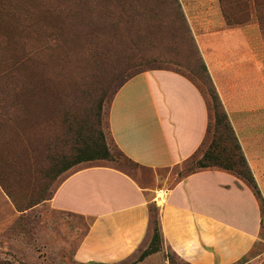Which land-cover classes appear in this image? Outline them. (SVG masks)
<instances>
[{
    "label": "rangeland",
    "instance_id": "374dc122",
    "mask_svg": "<svg viewBox=\"0 0 264 264\" xmlns=\"http://www.w3.org/2000/svg\"><path fill=\"white\" fill-rule=\"evenodd\" d=\"M104 1L0 0V174L6 185L0 183V264H102L75 260L90 220L49 207L47 198L58 184L80 168L107 165L131 173L142 186L171 185L202 155L198 151L169 169L135 166L115 147L108 112L125 76L160 68L186 75L210 101L188 18L208 12V0H108L103 7ZM230 4L227 0L225 7L234 17H243V6ZM249 7L247 19L227 25L258 21L264 28V5L250 0ZM75 130L96 139L102 131L112 157L62 170ZM149 231L132 257L114 264H188L164 244L150 258L137 260L149 245ZM232 264H264V229L254 247Z\"/></svg>",
    "mask_w": 264,
    "mask_h": 264
},
{
    "label": "crops",
    "instance_id": "0c3cea01",
    "mask_svg": "<svg viewBox=\"0 0 264 264\" xmlns=\"http://www.w3.org/2000/svg\"><path fill=\"white\" fill-rule=\"evenodd\" d=\"M208 6V12L188 18L264 198V28L258 21L227 25L218 0H208ZM209 120L199 88L186 75L164 68L127 80L108 112L115 145L153 171L193 156ZM160 190L164 196L157 204ZM152 204L158 208L163 244L188 264H232L260 240L257 197L244 180L218 168L150 188L123 169L91 165L67 175L48 199L51 209L90 220L74 258L102 264L123 262L145 243Z\"/></svg>",
    "mask_w": 264,
    "mask_h": 264
},
{
    "label": "trees",
    "instance_id": "16d2710c",
    "mask_svg": "<svg viewBox=\"0 0 264 264\" xmlns=\"http://www.w3.org/2000/svg\"><path fill=\"white\" fill-rule=\"evenodd\" d=\"M219 1L222 6L225 20L228 24L240 23L241 21H243L246 16L245 13L247 12L248 9H250L249 7L250 0H229V3H231L230 4L231 6L233 3L234 4L236 3V5H241V7L243 6V8L245 9L242 15L243 17H234L231 11L225 7L227 5V0H219ZM251 1H253L255 5H261V4L264 5V0H251ZM174 2H176L177 4V0H174ZM99 4L105 7V6L110 5V2L108 0H105L103 3H99ZM178 7H180L179 4H178ZM247 18L248 17L246 16V19ZM202 69L205 74L204 76L206 79V85L209 90L210 101L207 100L206 102H207L208 108L210 109L209 111L212 112V119L209 120V123L207 126L206 137L204 141L202 142V144L200 145V147L196 151V153L198 151H201L202 155L196 161L195 163L196 166L193 167L191 171L187 173L186 175L193 173L197 170L204 169V168H218V169L227 170L237 175L242 180H244L245 183L252 189L253 193L255 194V196L257 197L259 201V206H260V211H261V232L260 234H262V231L264 229V198L262 197V194L257 185L255 177L248 164V161L245 157V154L240 145L238 137L233 129V126L230 122L228 114L216 90V87L212 81V78L208 72V69L206 67L204 60H202ZM141 72L143 71H139V72L132 73V74L125 76V78H123L116 86V89L113 92L112 99L114 95L116 94V92L119 90V88L127 80H129L131 77ZM28 76L32 77V74L29 73ZM23 86L26 88L25 89V96H27L26 101H29L30 100V97H29L30 90L27 89L26 84H24ZM97 108L98 110H100V103L97 104ZM73 132L76 133L77 135H75L76 138L75 140H73L74 144L71 146V151L69 155L70 159L62 170L68 169L84 161H91L95 159H108L112 157L111 152H110V147L107 145L102 131L98 132V135H99L98 139L94 137L86 138L78 130H75ZM115 147L117 148V150H119L121 155H123L130 163H132L135 166L142 167L138 163L133 162L131 159L125 156L123 152L116 145ZM32 166L34 167L33 162H32ZM51 170L52 168H50L47 171V173H49ZM49 175L50 174H48L47 176ZM0 183L2 186H4V188L6 187V185L4 184V179L1 174H0ZM42 199L44 198L40 197L39 199L34 201V203H38ZM149 210H150L149 229L152 230V234H151V239H150L148 247L142 250L137 258V260L139 261L143 260L147 256L160 250L163 247V236H162V231H161L160 222H159L158 208L156 207V205L152 204ZM128 264H131V263H128Z\"/></svg>",
    "mask_w": 264,
    "mask_h": 264
},
{
    "label": "built area",
    "instance_id": "2783aa9c",
    "mask_svg": "<svg viewBox=\"0 0 264 264\" xmlns=\"http://www.w3.org/2000/svg\"><path fill=\"white\" fill-rule=\"evenodd\" d=\"M163 196H164V192L162 190L156 192V195L154 197L155 202L158 204V202L163 199Z\"/></svg>",
    "mask_w": 264,
    "mask_h": 264
}]
</instances>
